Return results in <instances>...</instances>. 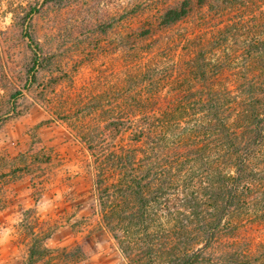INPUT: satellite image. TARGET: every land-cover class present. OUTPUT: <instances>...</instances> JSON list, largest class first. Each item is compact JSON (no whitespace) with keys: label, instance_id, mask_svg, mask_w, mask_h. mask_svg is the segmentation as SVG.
<instances>
[{"label":"trees","instance_id":"trees-1","mask_svg":"<svg viewBox=\"0 0 264 264\" xmlns=\"http://www.w3.org/2000/svg\"><path fill=\"white\" fill-rule=\"evenodd\" d=\"M177 1L127 32L117 77L58 118L130 264H264V0ZM35 11L21 19L30 83Z\"/></svg>","mask_w":264,"mask_h":264},{"label":"rangeland","instance_id":"rangeland-1","mask_svg":"<svg viewBox=\"0 0 264 264\" xmlns=\"http://www.w3.org/2000/svg\"><path fill=\"white\" fill-rule=\"evenodd\" d=\"M43 1L0 0V264H130L102 223L90 154L58 116L117 77L127 32L178 1Z\"/></svg>","mask_w":264,"mask_h":264}]
</instances>
